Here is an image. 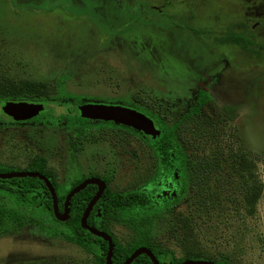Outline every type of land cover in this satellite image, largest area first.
I'll return each mask as SVG.
<instances>
[{
  "label": "rangeland",
  "instance_id": "rangeland-1",
  "mask_svg": "<svg viewBox=\"0 0 264 264\" xmlns=\"http://www.w3.org/2000/svg\"><path fill=\"white\" fill-rule=\"evenodd\" d=\"M227 31L252 43L218 42ZM16 82L48 93L62 83L93 95V103L127 100L168 123L181 120L200 89L208 91L212 99L179 121L176 133L191 161L212 168L158 216L150 237L178 257L264 264V0H0V86ZM37 102L40 124L11 119L0 103L1 165L23 170L44 156L59 184L110 170L116 190L152 171L139 136L94 132L74 150L59 121L78 107ZM112 230L119 239L132 234L121 225ZM0 264L95 263L30 224L0 233Z\"/></svg>",
  "mask_w": 264,
  "mask_h": 264
},
{
  "label": "trees",
  "instance_id": "trees-1",
  "mask_svg": "<svg viewBox=\"0 0 264 264\" xmlns=\"http://www.w3.org/2000/svg\"><path fill=\"white\" fill-rule=\"evenodd\" d=\"M217 41L239 44L244 49H247L248 45L252 43L248 36L234 31H227L223 37L217 38ZM57 86L55 92L48 93L29 82L10 83L3 87L0 86V103L55 99L78 106L92 100L87 95L67 91L62 83H58ZM211 99L208 91L200 89L195 105L181 117V120L198 115L203 106ZM123 101L126 106L151 118L158 128L159 134L156 136L146 135L131 126L112 120L84 118L80 115L79 110L74 115H61L59 124L69 134L70 144L74 150L88 136H93L94 132L101 133L108 130L107 128L124 130L142 138L152 156L153 169L140 184L126 189H110V177L98 174L74 176L67 179L66 183L64 181L59 184L47 171V159L44 156L35 157L23 170L37 171L50 180L56 192L60 213L63 212L64 200L68 192L85 178L98 177L104 180L107 186L91 209L87 217V224L105 232L112 238L111 264H123L132 252L141 246L147 247L155 255L159 264H180L186 259L230 264V261L225 257L218 260L204 259L193 254L178 257L170 249L152 241L150 230L158 216L187 192L191 182L201 183V174L207 173L208 175L212 168V162L207 160L198 162L189 159L184 146L177 139L176 132L181 120L168 123L160 116L134 102ZM43 120L44 110L30 119L35 124H40ZM1 128L2 124L0 123ZM15 170L13 166L0 164V172ZM96 190V184H87L75 193L69 200L68 217L64 220H57L53 213L51 194L42 179L36 176L0 178V233L6 231L7 227L19 229L25 225L34 224L49 236H61L66 241L79 246L92 255L95 264H105L108 241L83 228L80 222L84 209ZM46 216L51 217V220L45 221L44 217ZM114 225L127 227L132 232L131 236L119 239L112 230ZM130 264L153 263L146 253H140Z\"/></svg>",
  "mask_w": 264,
  "mask_h": 264
},
{
  "label": "water",
  "instance_id": "water-1",
  "mask_svg": "<svg viewBox=\"0 0 264 264\" xmlns=\"http://www.w3.org/2000/svg\"><path fill=\"white\" fill-rule=\"evenodd\" d=\"M79 113L84 118L94 120H112L114 122L131 126L146 135L156 136L159 134L158 128L155 126L153 120L142 112L127 106L122 105H107L103 103L85 102L77 106ZM43 110L41 102H27V101H6L1 107V111L12 117L15 121L28 120L38 115ZM23 176H36L42 179L47 186L53 201V213L57 220H64L68 217V204L71 197L83 189L87 184H96L97 190L91 200L88 202L81 216L80 222L83 228L88 229L90 232L101 236L108 241V249L106 254L105 264H111V255L113 251L112 238L105 232L89 226L87 224V217L93 208L94 204L101 196L106 188L104 180L98 177H88L82 182L72 188L65 197L64 209L60 213L57 205V196L53 185L50 180L43 174L37 171L16 170L10 172H0V178L10 177H23ZM140 253H146L153 264H159L155 255L145 246L135 249L132 254L123 262V264H130ZM180 264H216L210 260H192L186 259Z\"/></svg>",
  "mask_w": 264,
  "mask_h": 264
},
{
  "label": "flooded vegetation",
  "instance_id": "flooded-vegetation-1",
  "mask_svg": "<svg viewBox=\"0 0 264 264\" xmlns=\"http://www.w3.org/2000/svg\"><path fill=\"white\" fill-rule=\"evenodd\" d=\"M153 8H156V6H152ZM87 96H93V95H87ZM6 115V114H5ZM8 116V115H7ZM10 117V116H9ZM11 119H13L12 117H10ZM14 120V119H13ZM27 121H30V119H28ZM31 122V121H30ZM108 130H113L112 128H107ZM105 131V130H104ZM124 131V130H123ZM128 134H130L129 132H127ZM82 142H80L79 144H81ZM113 171L108 170L104 175L106 177H110V175L112 174Z\"/></svg>",
  "mask_w": 264,
  "mask_h": 264
}]
</instances>
